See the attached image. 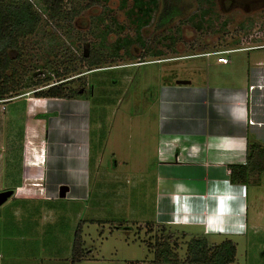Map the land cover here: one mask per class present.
Returning <instances> with one entry per match:
<instances>
[{"label": "rangeland", "instance_id": "374dc122", "mask_svg": "<svg viewBox=\"0 0 264 264\" xmlns=\"http://www.w3.org/2000/svg\"><path fill=\"white\" fill-rule=\"evenodd\" d=\"M28 1L41 21L10 54L0 99V191L31 188L22 180L25 165L31 174L44 170L37 184L49 198L10 196L0 205V264H156L160 242L182 260L202 229L154 220L158 88L201 82L207 64L214 84L222 83L219 72L245 71L263 48L211 53L263 45L264 0H172L177 15L162 24L161 0H65L77 12L63 20L48 18L42 0ZM92 47L105 60L89 69L82 58ZM65 80L78 96H36ZM76 164L84 173L74 178ZM160 169L162 194L169 177ZM60 184L69 191L53 196ZM78 225L84 258L72 263Z\"/></svg>", "mask_w": 264, "mask_h": 264}, {"label": "crops", "instance_id": "0c3cea01", "mask_svg": "<svg viewBox=\"0 0 264 264\" xmlns=\"http://www.w3.org/2000/svg\"><path fill=\"white\" fill-rule=\"evenodd\" d=\"M257 48H263L261 57L248 62L245 71L236 67L229 73L219 72L221 84L212 82L207 64L201 82L192 84L188 80V84L158 88L154 220L158 221L160 216L170 224L199 227L202 232L198 235L210 236V243L230 238L236 252L234 261L228 264H264V170L257 183L247 185L231 183L227 172L228 165L245 162L247 141L264 148V43L230 49H237L232 51L235 52ZM228 63L231 64L230 60ZM195 107L208 123L205 130L196 125ZM172 156L174 160H171ZM161 165L168 168L166 176L169 177L167 193L162 194L159 193V183L164 175L160 173ZM73 168L70 171L74 178L83 175L84 168L81 169L79 164ZM23 172L22 180L31 188L27 184L20 186L24 188L14 190L12 198L48 200L49 190H43L44 185L37 184L42 176H46L44 170L31 174L24 165ZM64 181L68 180L63 178ZM61 185L66 184H60L55 191L50 190L53 196H59ZM217 236L220 241L216 240ZM69 247H72L71 243Z\"/></svg>", "mask_w": 264, "mask_h": 264}, {"label": "trees", "instance_id": "16d2710c", "mask_svg": "<svg viewBox=\"0 0 264 264\" xmlns=\"http://www.w3.org/2000/svg\"><path fill=\"white\" fill-rule=\"evenodd\" d=\"M162 10L158 16V24L166 22L177 15L171 5L172 0H161ZM65 0H42L44 11L48 18L63 20L74 15L75 7L66 10L63 7ZM41 21V15L28 0H0V99L8 92V76L6 71L13 69L14 57L12 50L20 48L19 43L28 35L36 31ZM17 52V51H16ZM84 63L89 69L99 68L105 60L104 54L98 48H90L83 56ZM69 81H61L51 85L36 96L54 98H72L78 96V91L70 88ZM264 170V148L256 143L247 141L245 148V162L227 166L229 181L234 184L247 185L257 183L258 176ZM161 228H164L162 225ZM79 225L76 227L71 247V261L77 262L84 258V249L80 237ZM166 244V243H165ZM153 251L156 264H228L234 261L236 246L233 240L225 238L219 243H210L204 235L193 236L188 239L185 248V257L179 260L177 254L168 248L163 251V243H155Z\"/></svg>", "mask_w": 264, "mask_h": 264}, {"label": "water", "instance_id": "95a60500", "mask_svg": "<svg viewBox=\"0 0 264 264\" xmlns=\"http://www.w3.org/2000/svg\"><path fill=\"white\" fill-rule=\"evenodd\" d=\"M176 83L177 84H188L189 81L182 79V80H176ZM67 191H68V186L61 185L59 187V190H58V195L60 197H64ZM12 194H13V190L12 189H7V190L0 191V205L2 203H4Z\"/></svg>", "mask_w": 264, "mask_h": 264}, {"label": "built area", "instance_id": "2783aa9c", "mask_svg": "<svg viewBox=\"0 0 264 264\" xmlns=\"http://www.w3.org/2000/svg\"><path fill=\"white\" fill-rule=\"evenodd\" d=\"M234 50H237V49L219 50V51L213 52L211 54H215V53H229V52H232ZM207 55H209V54H207ZM250 88H252V86H250Z\"/></svg>", "mask_w": 264, "mask_h": 264}]
</instances>
